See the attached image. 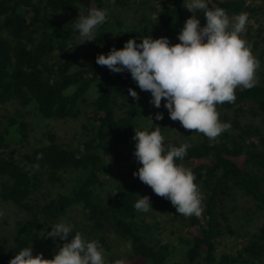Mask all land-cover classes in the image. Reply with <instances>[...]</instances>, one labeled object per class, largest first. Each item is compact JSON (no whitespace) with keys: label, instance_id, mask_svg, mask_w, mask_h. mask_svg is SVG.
<instances>
[{"label":"trees","instance_id":"trees-1","mask_svg":"<svg viewBox=\"0 0 264 264\" xmlns=\"http://www.w3.org/2000/svg\"><path fill=\"white\" fill-rule=\"evenodd\" d=\"M114 1L122 8H129L131 3ZM158 5L153 18L144 14L126 29H112L107 18L97 26L94 41L66 53L78 33L73 24L64 27V13L77 6L82 7V15L93 7L106 10L104 0H0V106L33 103L43 118L73 120L84 116L87 121L83 126L85 139L78 147L48 133L49 142L24 154L21 163L6 153L12 132L18 131L22 141L27 139V124L11 119L10 128L0 129V201L15 206L28 219H18L12 237L0 239V264H7L25 246L32 247L33 255L39 252L51 259L63 241L55 243L43 237L39 229L50 230L75 208L80 216L72 224L70 237L77 231L90 240L109 234L125 243L131 241L132 258L167 264L171 248L157 231L161 222L156 216L168 215L176 227L186 216L175 212L169 200L132 175L139 164L133 155L134 130H141L143 118L154 112H162L163 119L169 117L164 98L160 108L153 107L150 93L141 91L128 71L115 73L95 62L97 54H107L111 47L121 48L129 37L139 42L149 35L167 36L170 43L178 42L176 33L186 20L182 0H158ZM208 7H221L230 17L255 10L243 0H208ZM199 18L203 23L202 14ZM85 59L87 66L77 68ZM258 60L255 85L236 88L233 102L217 105L222 113L219 120L231 124L228 130L209 140L175 120L180 134L160 131L165 146H179L181 142L190 145L178 162L191 168L194 182L205 192L200 215L204 222L199 224L197 216H190L188 225L198 224V230L180 238L187 264H264V222L235 253L217 247V240L235 233L224 211L225 202L235 191H242L264 211V131L240 121L245 113L264 116V51ZM129 87L137 91L138 99L128 95ZM92 88L95 92L90 101ZM84 107L88 108L85 112ZM126 166H131L132 172L127 178L118 177L107 199L101 198L97 187L113 175L115 167ZM69 170L77 171L70 192L46 196L49 186L60 181L58 174ZM139 195L149 196L153 210L143 213L134 209Z\"/></svg>","mask_w":264,"mask_h":264},{"label":"clouds","instance_id":"clouds-1","mask_svg":"<svg viewBox=\"0 0 264 264\" xmlns=\"http://www.w3.org/2000/svg\"><path fill=\"white\" fill-rule=\"evenodd\" d=\"M182 4L192 15L176 33L178 42L170 43L167 36L149 35L139 42L129 37L121 48L111 47L107 54H97L95 62L115 73L128 71L138 88L150 93L153 107L160 108L164 98L163 107L171 120L212 140L231 127L230 122L219 120L217 105L233 102L237 87L255 85L259 60L252 54L251 44L240 35L245 31L246 12L230 17L221 7H208V0H182ZM197 13L202 14L203 23ZM106 20L105 9L93 7L86 15L79 13L71 21L78 33L77 44L94 41L97 26ZM127 91L133 100L138 99L132 87ZM154 118L162 119L163 113L156 112ZM132 139L133 155L140 165L132 175L169 200L175 212L200 216L203 196L194 182L195 174L178 162L190 145L181 142L179 146H165L159 126L151 131L134 130ZM133 207L143 213L153 210L148 195H139ZM3 215L0 208V217ZM49 228L40 235L63 241L51 259L39 252L33 255L32 247L25 246L7 264H106L99 240L87 239L79 231L70 237L73 226L64 220ZM131 247V241L124 245L129 251ZM112 264H125V260L118 258Z\"/></svg>","mask_w":264,"mask_h":264},{"label":"rangeland","instance_id":"rangeland-1","mask_svg":"<svg viewBox=\"0 0 264 264\" xmlns=\"http://www.w3.org/2000/svg\"><path fill=\"white\" fill-rule=\"evenodd\" d=\"M247 6L255 9L252 13H247V23L245 31L240 35L251 44L255 42L256 46L251 44V52L258 59L259 54L264 51V3L260 0H243ZM106 6V14L109 25L112 29L117 30L126 29L136 24L142 15L149 17L155 16V8L158 7V0H131L129 8H122L116 5L114 0H104ZM82 14V7L77 6L73 11L65 12L63 15L64 27L72 24L78 15ZM185 18L187 19L192 13H190L184 7ZM199 18L200 13H197ZM79 38L76 37L70 44L66 53H74L77 50H81L83 46H86L90 41H85L82 44L79 43ZM88 61L85 59L82 64L77 68L87 66ZM240 88V87H237ZM92 88L88 98L91 101L93 99L94 90ZM88 108L84 107V112ZM222 115L221 111H218ZM155 114V112H154ZM153 115L143 118V124L141 130L147 129L151 131L152 127H160V131L164 134L174 135L180 134L176 129V121L168 118H162L155 120ZM230 116L232 112L228 113ZM14 119L18 122H25L27 124V139L22 141L18 131L12 132L9 138V147L7 148L6 155L13 161L22 162L24 154L29 153L37 146L46 144L49 142L48 133H53L57 140L76 148L80 145L82 140L85 139L86 133L84 124L87 123L84 116L79 119L73 120H56L43 118L33 103L25 107H20L15 104L9 103L0 106V129L3 127L10 128V120ZM240 121L243 124H252L258 126L264 131V116H252L249 113H245L240 117ZM90 128V127H89ZM134 166V165H133ZM140 165L136 164V168ZM130 167H115L114 173L111 177L104 179L102 185L97 187V194L107 199L109 193L113 191L117 184L118 177L127 178L131 173ZM60 181L54 186H49L46 196L55 197L59 193H68L72 189L76 177L77 171H66L58 174ZM202 193L203 199L205 192L202 188H199ZM202 199V200H203ZM0 208L4 210V215L0 217V239L5 237L10 239L12 237L14 224L18 219H27V217L18 211V209L10 204L0 201ZM225 213L227 214L229 221L228 224L232 227L234 234H226L224 237L217 240V247L219 251L226 253H235L241 249L243 242L250 238L253 233H256L259 227L264 222V211L257 208L253 202L240 190L235 191L233 196L225 202ZM80 216V210L75 208L69 212V215L60 219L66 223L73 224L74 221ZM157 218L161 222L160 230L161 235L170 244L171 252L167 261V264H187L184 255L185 244L180 240L181 237H189V234H195L199 225L189 226L188 218L186 216L185 221L180 226H175L174 222L170 220L168 215L158 213ZM199 224L204 222L201 216L197 217ZM28 220V219H27ZM59 220V221H60ZM42 233L49 231L46 227L39 229ZM98 240L101 242L104 249V256L106 264H112V260L123 258L125 264H150L147 260L140 257H131V253L128 249L124 248L126 244L119 238L107 234L104 237L98 235ZM52 239V238H51ZM53 240V239H52ZM97 240V239H96ZM54 241V240H53ZM59 243V239L54 241Z\"/></svg>","mask_w":264,"mask_h":264}]
</instances>
